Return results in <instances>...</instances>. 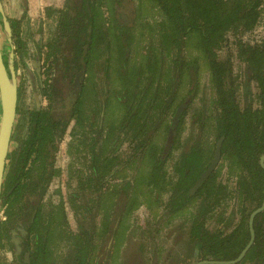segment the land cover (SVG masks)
<instances>
[{"label": "trees", "instance_id": "trees-1", "mask_svg": "<svg viewBox=\"0 0 264 264\" xmlns=\"http://www.w3.org/2000/svg\"><path fill=\"white\" fill-rule=\"evenodd\" d=\"M106 1L108 4L103 9ZM263 2L264 0H70L61 13L55 40L56 49L53 50L56 57L51 63L52 78L49 89L46 90L50 107L28 110L26 134L20 133L23 128L20 125L13 138L16 144H13L9 153L5 189L0 202V208L6 205L7 219L0 222V235L2 230H7L6 224L14 225L18 219L15 204L28 183L25 179L29 174L26 169L29 159L34 155L33 163L38 162L39 166L45 164L47 152L51 151L58 132L64 130L69 117L76 118L78 131L83 132L89 121V101L94 103L97 120L93 122L97 124V128L94 130L96 137L92 144L95 151L92 167L97 175V189L100 191L108 183L107 178L118 173L116 162H119V158L106 154L105 149L106 142L113 140L115 131L125 130L129 133L130 130L134 135L138 131L144 133L148 129L141 124L139 113L146 111L149 105L150 110L160 108L165 113L174 99H178L173 118L166 125L169 136L166 145L162 146L161 156H154L153 151L150 155L152 180L149 179L148 182L154 180L157 183V177H162V164L171 153L169 148L178 135L179 124L191 105L197 87L196 82L194 89L179 97V82L184 73L192 66L191 73L196 74L198 55L187 60L190 56L188 51L196 50L199 56L203 55L202 59L209 66L212 81L217 87L215 103L218 114L209 162L216 145L222 162L207 179L199 181L209 164L208 161L203 163V151L198 146L199 142H194L184 151L181 161L175 167L176 179H172L170 183L167 220L176 217L181 210H186L191 247L202 258L209 255L228 260L238 256L250 238L248 215L261 204L264 191V168L259 162L264 151V38L254 44L244 42L241 38L258 24ZM8 21L14 52L23 56L19 37L20 20ZM138 28L140 36L154 38H150V42L147 40L143 48L146 51L136 63L132 59V44ZM228 42L235 43L236 56L245 64L248 79L255 83L253 98L243 105L237 97L238 83L236 100L234 89L225 86L230 59L223 61L217 54V50ZM66 44L69 45L67 50L61 46ZM167 59L170 60L168 67ZM93 67H96L98 81L94 88H89ZM113 76H116L120 85L116 97L124 106V114L120 123L112 125L107 131L103 114L110 94L109 80ZM68 83L70 85L65 88ZM72 87V93L68 95L70 105L65 109L62 92L63 89L70 91ZM42 88L45 90L44 86ZM90 90L91 93L94 92L92 99ZM199 117L202 118V115ZM158 123H155L154 128H157ZM202 125H206L205 117ZM146 144H149L150 152V143ZM224 166L227 179L234 178V184L215 181ZM238 171L239 194L241 198L243 196L241 218L231 232H224L227 227L224 223L226 209L218 214L217 208L221 205L226 208L229 201L236 198ZM140 191L138 181L134 178L123 186L114 185L111 189V193L120 198L111 208L114 227L112 240L106 241L107 248L113 245L117 228L125 213L141 202L137 195ZM141 193L145 194L143 191ZM145 202L149 205L152 202L147 195ZM40 209L41 205L35 203L23 212L24 216H19L25 233L17 235L26 247L29 246L30 233L37 222ZM214 215H218L217 227L207 228V220ZM254 228L255 243L236 264H243L254 257L260 264H264V210L257 214ZM87 247L86 244L79 245L78 264H83L88 254ZM43 250H34L27 260L22 259L21 264H39L37 258L42 257Z\"/></svg>", "mask_w": 264, "mask_h": 264}, {"label": "flooded vegetation", "instance_id": "flooded-vegetation-1", "mask_svg": "<svg viewBox=\"0 0 264 264\" xmlns=\"http://www.w3.org/2000/svg\"><path fill=\"white\" fill-rule=\"evenodd\" d=\"M27 1V0H26ZM70 0H64L60 6L51 8L47 6V10L51 13V18L54 19L55 27L53 28V36L48 41L40 39L37 44V66L39 72V84L40 92L44 96L45 102L35 109H48L50 107V101L47 96V91L51 83V63L56 55L53 53L56 49L55 40L59 31V25L61 21V13L68 6ZM105 6L108 1L105 2ZM264 8V2L262 3ZM262 11V10H261ZM45 16V13L43 17ZM24 15L21 17H11L9 19L20 20V31L19 37L22 42V50L25 48V44L22 40V21ZM261 18V16H260ZM260 21V19H259ZM259 23V22H258ZM257 26V25H256ZM255 26V27H256ZM254 27V28H255ZM139 29H136V39L132 44V59H135L136 63L141 60V55L146 51L143 49L147 44V40L150 42L152 37L145 35L140 36L138 33ZM242 38V36H241ZM264 38L252 42L261 41ZM244 42H247L244 40ZM136 43V44H135ZM228 42L224 44V47L231 44ZM250 43V42H249ZM235 45V43L233 42ZM66 47L67 50L69 45H61ZM223 47V46H222ZM221 47V49H222ZM137 50H136V49ZM236 49V45H235ZM217 50V54H218ZM42 52V53H41ZM56 52V51H55ZM57 53V52H56ZM187 60H191L193 56L198 55L197 59V71L193 75L191 68L187 70L182 80L179 82V97L188 93V90L195 88L194 97L191 105L187 108V113L183 117V121L179 124L177 130V137L169 145L171 153L164 160L160 174L162 177H157V183L148 182L152 176L150 168L152 165L151 153L153 151L154 156H161L162 146L166 145L167 142V130L166 125L173 118V114L178 103V99H174L170 108L162 113L160 108L150 110V105L146 111L139 113V119L143 126L146 125L147 129L144 133L138 131L134 133L130 130L126 133L125 130H116L113 135V140L106 142V154L116 155L119 158L118 173L114 177H108V183L101 188L100 191L97 189V175L95 174L92 167V157L95 153L92 144L96 137L97 124L95 115V106L92 101L90 104L89 121L83 132L78 131V124L75 117H69L68 122L64 130L56 136L51 151L47 152V159L45 158V164L32 162L33 156L29 159L26 169L29 170L28 177L25 181H28L27 185L23 188L21 196L15 204L17 210L18 219L14 225H8L7 230H2L0 235V264H21L22 259H28L32 252H41L44 249V254L38 256L37 261L39 264H78L79 263V245L86 244L88 247V254L85 256L83 264H195L200 261H212L202 264H236L239 263L245 256L247 250L255 243L256 233L254 228V220L258 213L264 210L258 211L251 222V214L256 209L260 208L264 202V191L261 204L256 208H253L248 215V229L250 232V238L244 248L241 250L238 256L233 259L221 260L214 256L206 255V258H202L198 252H193L191 243L189 240V221L186 210H181L180 214L171 220H167L169 214L167 213V201L170 195V186L172 179H176V165L181 161V157L184 151L191 147L194 142H199L198 146L203 151V163L206 165V169L201 174L199 181H203L209 177V175L219 166L222 162L219 147L216 145L209 162V155L213 149L214 134L216 117L218 109L215 103L217 97V87L212 81V74L209 66L204 63L203 55L199 56L198 51L189 50ZM21 56V54H16ZM22 57V56H21ZM235 57L236 52H235ZM218 58L226 61L230 59L228 63V70L225 77V86L234 89L235 100H236V83L241 88L242 97L239 92L237 94L238 100L241 105L245 102L250 101L255 93V83L248 79V70L245 64L240 61L244 68V79L241 81L233 73V60L232 58L226 57L221 58L218 54ZM15 60V64H16ZM144 63V61H142ZM169 66L170 60L166 62ZM171 67L173 65H170ZM93 75L89 81V88L95 87L97 80L96 67L92 69ZM204 74L208 75L209 86L212 88L213 96L207 98L203 96L199 105H196L197 97L202 91V78ZM77 78V77H76ZM70 80V79H69ZM75 82V81H74ZM87 84V82H85ZM70 83L65 85V88ZM78 83L76 82L75 86ZM157 85V83H156ZM232 85V86H230ZM45 90H43V87ZM93 87V88H94ZM120 85L117 81L116 76L109 80V99L108 105L103 114L105 122V128L108 131L112 125L119 124L124 114V106L121 104V100L116 97ZM73 87L70 91L63 89V104L64 108H68L70 105V96ZM62 90V89H61ZM239 90V89H238ZM46 91V92H44ZM21 91L18 88V103H17V115L11 135V146L7 155L5 174L10 161L9 153L16 144L13 138L17 132V127L23 125L21 129L22 134H26L28 125L27 111H32L34 108L24 110L20 104ZM90 99L93 98L94 92L89 91ZM68 97V98H67ZM75 100L73 103H75ZM200 114L202 118H200ZM161 117V118H160ZM206 120V125H202ZM158 123L157 128H154L155 123ZM202 125V126H201ZM140 129V128H139ZM176 133H174L173 138ZM211 137V138H210ZM172 139V138H171ZM212 139V140H211ZM103 140V139H102ZM101 140V141H102ZM150 143L151 151L149 152ZM171 142V141H170ZM14 144V145H13ZM64 149L65 154L68 157V162L65 167L57 164V158L59 152L62 153ZM96 150V149H95ZM264 153V151H263ZM262 153V154H263ZM167 154V152H166ZM259 158L261 164V156ZM49 162V163H48ZM263 167V166H262ZM264 168V167H263ZM236 175V198L229 201V205H221L218 209V214L225 212V221L227 227L224 229L220 225L224 232H231L239 223L241 218V201L240 197V186L239 173ZM225 175V176H224ZM106 176V175H105ZM56 177H61V186H58L55 191L57 193L56 198H49L47 195L51 183ZM137 179L139 188L141 189L138 193L139 202L130 212L125 213L123 220L118 226V230L113 240V245L107 248V239L112 240L113 232V217L111 215L113 203L118 201L115 194L111 193L113 186H123L127 184L129 180L133 181ZM155 178V177H154ZM5 175L2 183V191L0 199L2 198L3 190L5 189ZM216 182H226L234 184V178L227 179L226 167L224 166L221 173L215 178ZM65 186V188H64ZM144 192L145 194L141 193ZM146 195L151 199V205L145 202ZM39 203L41 205L40 213L37 222L33 225L30 233L29 246L23 244L19 236L20 232L25 233L23 224L19 216H24L26 210H29L32 205ZM199 207V206H197ZM229 207V208H228ZM143 208L146 212L145 218L141 220V224L138 223L135 217V213ZM228 208V209H227ZM6 205L0 208V222L7 219L6 216ZM69 217L73 218L75 225L72 226ZM217 217L214 215L211 219L207 220L206 227L215 229L217 227ZM215 220L216 223L211 225L210 221ZM108 222V224H107ZM223 223V224H224ZM164 231V232H163ZM41 237V240H40ZM251 242V243H250ZM249 245L243 256H240L246 246ZM130 244L137 246L136 249L129 251ZM216 261V262H213ZM228 261L229 263H222ZM243 264H260L258 259L254 257L250 261H246Z\"/></svg>", "mask_w": 264, "mask_h": 264}, {"label": "rangeland", "instance_id": "rangeland-1", "mask_svg": "<svg viewBox=\"0 0 264 264\" xmlns=\"http://www.w3.org/2000/svg\"><path fill=\"white\" fill-rule=\"evenodd\" d=\"M64 0H0L1 7L4 12V15L9 19L13 17H21L24 15L22 21V40L25 44V48H23V56H18L14 52V45L12 46V50L14 52V66L16 71V79L17 86L21 91L20 104L24 110H28L31 108L39 107V105L44 104L45 99L40 92V84L38 77V66H37V44L38 41L43 40L48 41L53 35V28L55 27L54 19L51 18V13L46 9L47 6L51 5L53 7L60 6ZM45 13V16L43 17ZM139 29V28H138ZM264 36V8L261 11V18L257 26L242 35V39L247 42H255ZM0 44L4 52H9L10 48L6 41V36L3 30L0 27ZM136 49V48H135ZM137 50V49H136ZM235 45L233 43L223 46L222 49H219L218 54L221 58L231 57L233 60V73L235 76H239V80L244 79V68L242 64L239 62L238 58L235 57ZM42 53V52H41ZM134 55V54H133ZM132 55V56H133ZM16 60V64H15ZM202 91L197 97L196 105H199L201 98L206 96L207 98L213 96L212 88L209 86L208 75L204 74L202 78ZM242 88V86H241ZM241 88L239 87V96L242 97ZM211 138V137H210ZM212 140V139H211ZM68 162V157L65 154L64 149H62V153L59 152L57 158V164L65 167ZM225 176V175H224ZM61 177H56L51 186L47 195H50L49 198H56L57 193L55 189L58 186L62 187ZM65 188V186H64ZM231 205V203H230ZM229 205V206H230ZM229 208V207H228ZM227 208V209H228ZM1 213V211H0ZM145 210L140 208L136 213L135 217L138 223L141 224V220L145 218ZM70 223L72 226L75 225V221L73 218L69 217ZM215 220H211L210 224H215ZM164 232V231H163ZM137 245V244H136ZM134 244H130L129 251L132 249H136L137 246Z\"/></svg>", "mask_w": 264, "mask_h": 264}, {"label": "water", "instance_id": "water-1", "mask_svg": "<svg viewBox=\"0 0 264 264\" xmlns=\"http://www.w3.org/2000/svg\"><path fill=\"white\" fill-rule=\"evenodd\" d=\"M0 27L3 30L9 45V52H4L0 44V195L5 175L7 155L11 146V135L17 115L18 86L14 66V52L12 50V37L8 18L4 15L0 2ZM261 164L264 167V153L261 156ZM1 202V199H0ZM264 208L262 206L251 214V222L254 215ZM251 243V242H250ZM250 243L246 246L240 256H243ZM212 261H200L202 264ZM216 262V261H213ZM222 262V261H221ZM222 263H229L228 261Z\"/></svg>", "mask_w": 264, "mask_h": 264}]
</instances>
